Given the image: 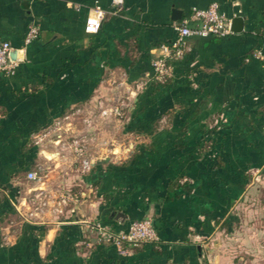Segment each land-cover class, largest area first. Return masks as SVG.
<instances>
[{"label":"crops","instance_id":"crops-1","mask_svg":"<svg viewBox=\"0 0 264 264\" xmlns=\"http://www.w3.org/2000/svg\"><path fill=\"white\" fill-rule=\"evenodd\" d=\"M212 2L241 15L243 29L189 37L167 84L149 86L151 56L174 37L173 10L182 17ZM95 5L105 15L87 32ZM114 8L113 0H0V40L19 47L14 72H0V264H207L203 241L230 222L248 172L264 166V0H123ZM31 23L39 33L24 44ZM220 114L225 120L213 124ZM57 131L85 136L99 164L94 183L71 153L54 167L43 157ZM36 162L50 164L46 185L63 177L88 194L61 222H21L15 213L11 201L36 183L25 177ZM145 215L161 242L126 253L75 219L123 229Z\"/></svg>","mask_w":264,"mask_h":264},{"label":"built area","instance_id":"built-area-1","mask_svg":"<svg viewBox=\"0 0 264 264\" xmlns=\"http://www.w3.org/2000/svg\"><path fill=\"white\" fill-rule=\"evenodd\" d=\"M123 0H113L115 13L122 7ZM105 15V10L99 5L92 7L85 19V30L95 32L99 28ZM231 16L220 11L216 2L206 7L192 6L189 12L171 22L174 37L160 46V51L150 58V80L160 83L168 81L173 76V63L190 49L188 39L191 36H224L232 33ZM39 26L31 23L24 36V44L37 37ZM19 47L14 46L8 40H0V72L11 74L19 62L17 56ZM122 107L113 108L115 114H121ZM105 110H103L104 112ZM225 117L220 114L215 117L213 124L217 125ZM89 123L88 119H85ZM57 120L53 126L59 125ZM60 128V127H58ZM51 142L54 148L43 150L42 155L50 161L51 167L58 166L61 161L67 159L68 153L73 156V163L81 173L89 172L94 164V158L89 154L84 135H65L61 131L53 133ZM50 164L36 162L26 171L25 177L36 182L30 185L25 192H19L11 203L15 213L21 222L33 224H46L49 222H61L62 216H71L78 210V205L83 197H86L85 189H76L65 182L63 177L57 178L53 185L45 184L48 177ZM90 188L92 185H88ZM84 223L85 229L95 233L98 240L110 241L122 253L129 248L141 243L159 244L161 239L153 225L150 216L131 219L126 228L115 229L109 224L92 217L75 218Z\"/></svg>","mask_w":264,"mask_h":264},{"label":"rangeland","instance_id":"rangeland-1","mask_svg":"<svg viewBox=\"0 0 264 264\" xmlns=\"http://www.w3.org/2000/svg\"><path fill=\"white\" fill-rule=\"evenodd\" d=\"M247 178L230 222L218 223L214 237L203 241L207 264H264V166L250 170Z\"/></svg>","mask_w":264,"mask_h":264},{"label":"trees","instance_id":"trees-1","mask_svg":"<svg viewBox=\"0 0 264 264\" xmlns=\"http://www.w3.org/2000/svg\"><path fill=\"white\" fill-rule=\"evenodd\" d=\"M34 1V0H33ZM170 80V79H169ZM168 80V81H169ZM168 81H166V82H164V83H160V82H157V81H154V80H150L149 79V86H152V87H155V88H158V87H162V86H164L165 84H167V82ZM135 127V125H130V127L129 128H134ZM215 129H216V127H207V129L205 130L206 131V133L207 134H209V135H211L214 131H215ZM95 165H99V164H95ZM93 169V168H92ZM92 169L90 170V172L89 173H87V174H85L84 176H83V179L84 180H86V181H90V182H95L94 181V179H93V177H92V175L90 174L91 173V171H92ZM173 184H175V187H177V188H180L182 191H184V192H188L189 190H190V187H189V185H188V183L186 182V181H183V182H178V181H175ZM227 223H228V220H226V222H225V224L227 225ZM112 226V225H111ZM113 227V226H112ZM115 228V227H114ZM115 229H117V228H115Z\"/></svg>","mask_w":264,"mask_h":264},{"label":"water","instance_id":"water-1","mask_svg":"<svg viewBox=\"0 0 264 264\" xmlns=\"http://www.w3.org/2000/svg\"><path fill=\"white\" fill-rule=\"evenodd\" d=\"M176 13H178L176 11V9L173 10V18L178 19L180 18V15H176ZM244 26V19L241 15H235L232 17L231 19V30L238 32L241 31L243 29ZM120 216H125V213L121 212V211H116L115 213V218H119Z\"/></svg>","mask_w":264,"mask_h":264}]
</instances>
